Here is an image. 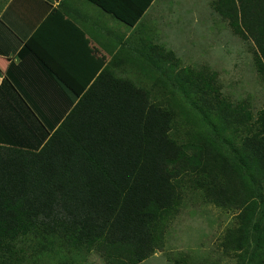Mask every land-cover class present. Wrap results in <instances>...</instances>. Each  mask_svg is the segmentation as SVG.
<instances>
[{
    "label": "trees",
    "instance_id": "obj_1",
    "mask_svg": "<svg viewBox=\"0 0 264 264\" xmlns=\"http://www.w3.org/2000/svg\"><path fill=\"white\" fill-rule=\"evenodd\" d=\"M212 6L254 43L264 82V0ZM150 49L144 58H164L158 45ZM117 66H77L82 76L58 75L70 96L53 99L56 110L36 111L23 97L24 108L0 119V264L73 250H94L106 264H140L164 247L188 189L237 210L224 245L242 264H264V107L255 112L210 83L211 93L196 102L213 129L181 142L172 134L173 111Z\"/></svg>",
    "mask_w": 264,
    "mask_h": 264
},
{
    "label": "rangeland",
    "instance_id": "obj_2",
    "mask_svg": "<svg viewBox=\"0 0 264 264\" xmlns=\"http://www.w3.org/2000/svg\"><path fill=\"white\" fill-rule=\"evenodd\" d=\"M170 2L169 13L178 17L167 22L181 21V26L169 27V33L156 35L144 50H134L137 57L117 66V74L146 88L153 102L173 111L172 134L181 142L213 129L201 121V101L196 102L204 91L211 93L210 83L222 97L250 102L255 112L264 107V82L255 68L254 43L233 32L228 20L214 11L213 0ZM152 43L164 55L153 56L155 62L142 55L151 53ZM184 198L170 221L164 247L140 264H175L180 259L194 264H242L224 245L228 229L237 225L238 211L209 201L200 190L188 189ZM35 254L27 264H57L66 258L74 264H106L94 250Z\"/></svg>",
    "mask_w": 264,
    "mask_h": 264
},
{
    "label": "crops",
    "instance_id": "obj_3",
    "mask_svg": "<svg viewBox=\"0 0 264 264\" xmlns=\"http://www.w3.org/2000/svg\"><path fill=\"white\" fill-rule=\"evenodd\" d=\"M169 2L0 0V119L24 108L23 97L36 111L56 110L53 99L70 96L59 77L82 76L76 67L86 62L100 72L113 60L128 64L134 50L181 26L167 22L178 17Z\"/></svg>",
    "mask_w": 264,
    "mask_h": 264
}]
</instances>
